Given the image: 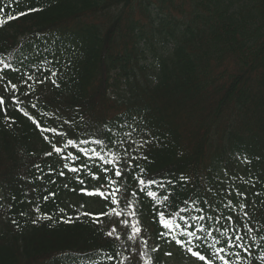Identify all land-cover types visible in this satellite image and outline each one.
<instances>
[{"label": "trees", "instance_id": "16d2710c", "mask_svg": "<svg viewBox=\"0 0 264 264\" xmlns=\"http://www.w3.org/2000/svg\"><path fill=\"white\" fill-rule=\"evenodd\" d=\"M32 7L43 11L0 28V59L16 67L21 59L30 65L41 53L49 59L54 53L61 64H70L60 88L38 86L37 108L28 105L29 97H21V107L42 126L63 125L67 139L77 143L116 139L130 125L137 145L151 141L138 151L130 149L133 156L148 157L132 161L144 169L143 178H187L184 186L153 189L158 196H170L171 208L151 203L146 191L138 192L141 224L152 237L148 248L162 245L154 254L159 264H171L173 252L184 250L156 239L163 228L154 210L172 211L188 199L208 212L207 200L217 209L214 214L227 215V201L239 203L235 188L246 194L254 226L244 241L252 255L243 254L242 264H264V0H0V18ZM5 76L19 84L17 73L6 70ZM0 95L7 100L2 86ZM8 116L15 120L11 127L0 114V264H117L123 256H131L125 264H143L123 225L118 226L121 239L115 241L106 235L108 218L102 226L86 218L83 223L56 222L57 207L75 215L70 205L100 212L104 203L73 193L71 188L78 187L71 179L74 174L65 170L66 176L58 175L63 162L56 154L45 156L51 144L35 125L12 109ZM45 135L64 147L65 138ZM80 147L107 151L95 144ZM80 157L93 172L103 167L99 160ZM97 174L100 181L83 177L89 189L103 182V174ZM223 180L233 186L231 194L224 191ZM120 182L128 192L137 190L131 173ZM37 203L52 220L33 223L40 215L34 211ZM239 212L237 207L234 219ZM166 251L172 256H164Z\"/></svg>", "mask_w": 264, "mask_h": 264}, {"label": "snow or ice", "instance_id": "6c2138e0", "mask_svg": "<svg viewBox=\"0 0 264 264\" xmlns=\"http://www.w3.org/2000/svg\"><path fill=\"white\" fill-rule=\"evenodd\" d=\"M16 3L19 4V0H16ZM9 7L11 8V5ZM39 11H43V8L32 7L19 12L9 11L6 18H0V28H3L9 21ZM2 12H4V9L0 8V13ZM37 52H40V50L37 49ZM51 55L52 59H49L41 53V56L33 60L30 65H25L24 60L21 59L16 67L12 63L5 62L4 59H0V86L3 87L5 94H7V100L5 95H0V114H2L4 122L9 127L15 123V120L8 116L9 109L27 117L35 125L43 139L51 144L52 150L46 152L45 156L51 157L56 154L63 162L58 175L64 177L66 176V171L74 174L71 179L78 187L71 188V191L81 197L99 198L104 203V209L100 212L80 211L75 205H70L75 215H69L66 209L57 207L55 211V215L59 216L57 223H83L86 218L92 224L102 226L104 218H108L111 221L109 224L110 230L106 234L108 237H114L115 241H119L121 234L118 232V226L123 225L124 229L130 232V234H126V240L130 242L131 250L143 260V264H159L158 257L154 254L161 251L162 245L155 244L150 249L148 248L149 240L152 237L151 234L145 233L144 226L141 224L140 217L143 215V211L142 209L138 211V205L141 203L138 200V192L144 193L146 191V195L151 198V203L157 206L166 205L171 208L170 196L164 194V192H160L158 196V192L153 189L174 188L177 183L184 186L187 178L183 175L176 177L175 180H146L143 178L144 169L138 164L134 166L132 161L141 159L147 161L148 157L145 155L133 156L130 149L138 151L146 144L151 143V141L144 140L137 145L136 140L132 138L134 129L130 125L123 132V135L116 139L109 137L107 142L104 138H96L91 141L83 139L79 143L75 139H67L68 133L61 130L63 125L60 128L42 126L34 115L30 114L25 107H21L25 103L21 97H29L28 105L32 109H36L39 96L34 94L38 86L51 83L55 88H60V77L64 75L70 61L61 64L60 59L54 53ZM6 70H11L12 73L18 74L19 84L13 83L11 79L6 78ZM21 89L24 90L21 92ZM40 115L46 117L49 114L41 112ZM63 123L70 124L71 122L65 120ZM121 128H124V125H121ZM45 133L65 138L64 147H58L56 143H52L49 136L45 135ZM91 144L99 146L102 150L107 149V151L102 154L96 148L80 147V145ZM69 147L78 149V152L66 151ZM121 148L123 149L122 152H120ZM113 149L116 150L114 151ZM80 153L84 157H88L89 160L96 159L102 163L103 167L98 168L97 172L103 174L104 180L98 188L89 189L87 186L84 176H88L94 181H100L101 175L93 172L87 162L81 160ZM78 160H80L79 166L76 165ZM34 167L40 169L39 164L34 165ZM134 168L139 169L140 175H136ZM53 170L49 166V172ZM129 173L132 174L133 179L137 182V190L132 192H128L126 185L120 182ZM225 175L227 176L226 171ZM39 179L43 180L44 176H40ZM232 179H235V177ZM50 182L55 183V181ZM220 183L227 185L224 191H228L231 194L233 186L227 180L220 181ZM64 187L67 188L68 184H65ZM208 191L211 192L212 189H208ZM49 195L55 196L56 194L50 193ZM255 195L259 196L260 194L256 193ZM235 197L239 201L237 205L234 206L231 199L224 205L228 209L227 215L223 213L214 214L217 209L207 200H204L203 203L210 210L208 212H206L204 207L198 206L199 202L197 200L189 201L188 199L183 201L184 207H177L172 211H161L157 207L154 210V216L162 226L163 231L158 232L156 239L163 240L167 245L174 243L180 246L181 249L186 250L187 253L197 261L203 262V264H242L245 259L243 254L252 255L251 246L244 241L254 231V226L249 223L251 216L249 211H247L249 204L246 202V194L239 188H235ZM12 199H15V196ZM43 200L48 201L49 196H44ZM122 200L124 201L123 207H121ZM85 207L86 205L83 203L80 205V208ZM237 207L240 212L237 213L234 219L233 213ZM34 211L40 215L33 220V223H37L38 220L47 221L53 219V215L41 213V205L39 203L36 204ZM61 213L64 215H60ZM192 213L196 214L193 215ZM21 215H25V213H21ZM233 225L235 226L233 227ZM261 227H264V225H261ZM252 239L254 240L255 237L253 236ZM142 248L143 250H141ZM117 255L122 256L123 254L119 253ZM163 255L171 257L172 253L166 251ZM233 256L235 260L232 259ZM109 259H116V257L112 256ZM130 259L131 256H123L121 260L117 261V264H125V261ZM261 259L264 260V256Z\"/></svg>", "mask_w": 264, "mask_h": 264}, {"label": "rangeland", "instance_id": "374dc122", "mask_svg": "<svg viewBox=\"0 0 264 264\" xmlns=\"http://www.w3.org/2000/svg\"><path fill=\"white\" fill-rule=\"evenodd\" d=\"M173 254L174 255L171 257V264H199L189 257V253L181 254L175 251Z\"/></svg>", "mask_w": 264, "mask_h": 264}]
</instances>
